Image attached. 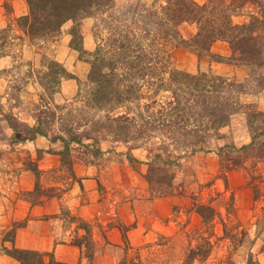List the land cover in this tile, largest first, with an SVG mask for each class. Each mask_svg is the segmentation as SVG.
Returning a JSON list of instances; mask_svg holds the SVG:
<instances>
[{
  "label": "rangeland",
  "instance_id": "1",
  "mask_svg": "<svg viewBox=\"0 0 264 264\" xmlns=\"http://www.w3.org/2000/svg\"><path fill=\"white\" fill-rule=\"evenodd\" d=\"M193 1L203 5L208 0ZM114 4L105 22L90 17L76 24L68 21L54 39L40 48L17 39L22 33L14 21L19 17L15 9H24L25 14L26 0L0 3V31L13 29L0 32V196L10 201L7 204L0 199V204L13 207V199L28 201L32 206L55 203L60 228L55 243L62 245V250L61 256L46 252L47 261L61 257L73 261L70 264H88L92 255V264H219L227 259L243 264L252 256L264 264V197H255L244 171L228 173L226 187L217 155L222 146L240 147L250 141L243 114L220 130V138L211 139L207 145L210 152H172L177 166L156 176L157 182L152 185L147 176L157 149L149 143L135 148L134 142L115 141L107 132L93 131L97 121L101 123L110 110L98 111L84 99L96 47L111 35L117 37L121 29L122 36L132 32L136 38H145L147 26L138 16L152 9L155 0H114ZM253 10L245 7L233 22L248 20ZM111 25L119 28L112 31ZM180 33L189 40L196 26L185 23ZM211 51L231 56L226 42L214 43ZM172 61L177 70L191 75L209 72L242 84L243 106L264 112V66L212 62L207 55H199L184 44L173 49ZM56 63L68 73L59 84ZM47 89L57 93L52 97ZM166 96L163 92L157 100H165ZM39 115L46 123L48 136L28 141L25 127H32ZM8 119H13L17 132L9 126ZM70 128L83 135L80 144L70 143L65 149L61 141L51 142L54 135L66 137ZM152 140V146L160 145V140ZM152 168L158 175V166ZM257 172L264 177V163ZM170 175L174 176L172 181ZM87 180L93 183L99 205L91 221L81 218L75 210L78 201L89 200ZM170 182L171 194L168 190L163 194ZM195 204L215 207L218 215L212 226L202 223L193 208ZM7 210L5 206L0 213V261L7 258L4 248L13 238L8 229L11 226L3 227L7 224ZM221 221L230 234L228 238L223 237ZM207 237L212 247L210 255L188 263L190 250Z\"/></svg>",
  "mask_w": 264,
  "mask_h": 264
},
{
  "label": "trees",
  "instance_id": "2",
  "mask_svg": "<svg viewBox=\"0 0 264 264\" xmlns=\"http://www.w3.org/2000/svg\"><path fill=\"white\" fill-rule=\"evenodd\" d=\"M158 1L155 0L147 13L138 16L147 26L143 31L145 38H136L132 32L122 36L121 29L117 37L111 35L101 40L102 43L96 47L85 84L84 99L98 111L106 108L110 110L101 123L97 121L93 131L107 132L115 141L134 142L135 148L141 147V143H149L157 149L150 159L151 168L147 176L152 185L157 182L156 176L177 166V158L172 152H210L207 145L211 139L220 138V130L237 115L243 114L250 141L240 147L228 145L218 148L222 179L227 187L228 173L244 171L249 178L247 184L255 197H264V177L257 172L264 163V142H261L264 139V112L243 106L240 98L245 90L242 84L209 72L191 75L177 70L172 61L173 49L184 44L196 49L199 55H207L212 62L232 61L264 66V0H208L203 5L193 0H162L163 4ZM26 2L27 12L14 19L22 33L17 39L27 46L40 48L54 39L68 21L76 24L90 17L105 22L108 19L107 13L115 6L114 0ZM247 6L255 9L247 15L248 20L234 23L233 18L240 15ZM185 23L196 26V33L189 40L184 39L180 33V26ZM113 26L109 28H119ZM9 31H13L12 27L0 32ZM218 41L229 45L230 57L212 53L211 48ZM56 64L59 68L56 83L59 84L68 77V73L63 66ZM146 86L147 90L144 89ZM47 91L52 97L57 93L53 89ZM144 91H149L151 95ZM163 92L167 93L165 100H157ZM40 118L41 115L35 119L32 127H25L28 141L48 136V129L44 127L46 123ZM12 120L8 119L9 126L17 132L18 128ZM66 131V137L54 135L51 142L61 141L65 149L70 143L82 142L83 135L74 132L72 128ZM153 137L160 140L158 147L152 146ZM86 138L93 139L88 136ZM155 166L159 168L158 175L152 170ZM173 178V175L169 176L170 181ZM172 188L170 182L166 184V191L160 189L163 194H167ZM193 208L204 225L212 226L218 215L214 206L195 204ZM221 222L223 237L228 238L230 234ZM201 240V244L190 250L188 263L199 258L204 260L210 255L212 247L209 238ZM4 251L20 264H64L53 258L47 261V253L15 247L4 248ZM91 256L88 264H92ZM219 264L235 263L227 259L219 261ZM243 264L260 263L248 256Z\"/></svg>",
  "mask_w": 264,
  "mask_h": 264
},
{
  "label": "crops",
  "instance_id": "3",
  "mask_svg": "<svg viewBox=\"0 0 264 264\" xmlns=\"http://www.w3.org/2000/svg\"><path fill=\"white\" fill-rule=\"evenodd\" d=\"M2 1H0V3ZM15 14L16 16L23 15L24 9H22L21 11H19L18 8L15 9ZM89 174V171H87L86 175ZM87 181L89 182L90 180ZM20 188L24 187L20 186ZM87 189L89 191V200L85 199L83 203H80L78 201L75 210L81 218L87 221H91L96 211L98 210V196L96 194V191L94 190L92 181L89 182V186L87 187ZM0 199L2 202H5L7 204L10 202L3 196H0ZM13 201V207H9L5 204H0V213L1 209H4L5 206L8 209L5 215V221L7 224L3 225V227L5 226V228H7L8 226H11L8 227V229H10L13 233L12 242H7L9 246L5 245L6 248L15 247L42 253L53 251L57 256H61L59 252H61L62 250V245L57 244V242L55 243V237L60 234L59 219L55 216L57 214V209L54 208L55 203L40 202L38 205L32 206L30 202L22 199L19 201L13 199ZM13 226H15V228H13ZM69 249L75 251V248L70 247ZM55 261L64 264L73 263V261L63 260L61 257L56 258ZM0 264L20 263L7 256V258L0 261Z\"/></svg>",
  "mask_w": 264,
  "mask_h": 264
}]
</instances>
